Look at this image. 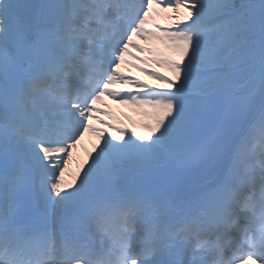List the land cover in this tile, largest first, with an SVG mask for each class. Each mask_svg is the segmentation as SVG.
Returning <instances> with one entry per match:
<instances>
[{"label": "snow or ice", "instance_id": "6c2138e0", "mask_svg": "<svg viewBox=\"0 0 264 264\" xmlns=\"http://www.w3.org/2000/svg\"><path fill=\"white\" fill-rule=\"evenodd\" d=\"M0 264H264V0H0Z\"/></svg>", "mask_w": 264, "mask_h": 264}, {"label": "rangeland", "instance_id": "374dc122", "mask_svg": "<svg viewBox=\"0 0 264 264\" xmlns=\"http://www.w3.org/2000/svg\"><path fill=\"white\" fill-rule=\"evenodd\" d=\"M171 15L170 12L162 11L159 7H154L151 13V20L158 22L160 25H171L172 21L168 18ZM135 62V61H134ZM151 70L155 69L156 71L162 73L166 76H171L172 73L164 67L156 68L154 65L150 67ZM128 70V69H127ZM131 74L133 77H138L140 80L147 81L148 83H156L155 81L149 79L147 76L142 75L137 72L135 69L130 68ZM129 71V72H130ZM130 74V73H129ZM120 111H128L127 105H123L120 107ZM126 120V118H125ZM98 140H96L92 135L85 134L81 141L77 144V147L72 151V159L69 161L68 167L65 171L64 181L66 183H71L73 176L77 174L80 170L81 165H83L89 157V154H93L94 150L99 145Z\"/></svg>", "mask_w": 264, "mask_h": 264}]
</instances>
